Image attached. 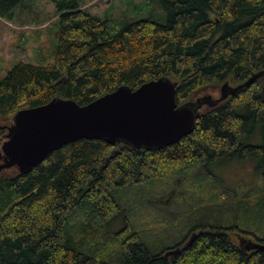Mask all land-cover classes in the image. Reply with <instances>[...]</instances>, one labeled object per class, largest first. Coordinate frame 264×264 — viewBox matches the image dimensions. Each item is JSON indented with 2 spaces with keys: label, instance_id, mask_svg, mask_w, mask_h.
<instances>
[{
  "label": "trees",
  "instance_id": "1",
  "mask_svg": "<svg viewBox=\"0 0 264 264\" xmlns=\"http://www.w3.org/2000/svg\"><path fill=\"white\" fill-rule=\"evenodd\" d=\"M52 1L61 14L55 60L17 61L0 77L2 124L56 96L87 104L168 76L183 103L264 70V0H155L161 20L146 16L145 0H131L125 17ZM37 16L30 0H0V20ZM232 158L258 159L264 180V77L202 109L195 130L164 148L80 139L26 173L2 171L0 264H264V248L247 250L240 236L264 238L220 219L234 195L201 171Z\"/></svg>",
  "mask_w": 264,
  "mask_h": 264
},
{
  "label": "water",
  "instance_id": "2",
  "mask_svg": "<svg viewBox=\"0 0 264 264\" xmlns=\"http://www.w3.org/2000/svg\"><path fill=\"white\" fill-rule=\"evenodd\" d=\"M261 77L264 70L244 83ZM178 84L161 76L136 88L120 85L87 104L56 96L45 104L22 108L10 123L0 122V129L5 132L0 140V173L13 167L26 173L64 144L80 139H103L113 145L123 143L135 148H164L195 130L201 108L218 105L244 86L227 81L218 97L205 94L179 103ZM197 236L193 233L188 243ZM240 244L247 250L264 248L263 243L243 236ZM179 251L170 249L165 254Z\"/></svg>",
  "mask_w": 264,
  "mask_h": 264
},
{
  "label": "rangeland",
  "instance_id": "3",
  "mask_svg": "<svg viewBox=\"0 0 264 264\" xmlns=\"http://www.w3.org/2000/svg\"><path fill=\"white\" fill-rule=\"evenodd\" d=\"M130 1L85 0L84 7H88L91 12L101 16L110 14L112 17H125L134 14ZM133 1L136 3L141 0ZM32 2L34 12L38 14L36 21L32 22L30 18L25 17H22L25 20H0V77L4 76L17 61L48 65L55 60L54 52L61 26V14L56 10L52 0H30L31 5ZM141 6L148 11L146 16L161 20L153 11L158 6L155 0H145ZM163 22L165 23L166 20ZM220 88L209 93L218 97ZM205 94H198L190 100ZM206 107L209 106L206 105L203 108ZM253 137H261V132L256 131ZM254 142L261 143L259 139ZM1 157L0 153V159ZM201 171L205 176L209 172L216 173L222 183L231 190L229 193L234 195L228 208L222 211L223 216L220 219L228 218L226 225L237 224L246 230L253 231L259 238H264V180L261 162L255 158H232L221 164L211 163ZM202 216H209L212 218L210 222L217 223L213 212H207ZM113 223L111 228L112 232H115L123 227L125 221L119 218ZM154 241L156 242L157 239ZM169 244H173V241Z\"/></svg>",
  "mask_w": 264,
  "mask_h": 264
},
{
  "label": "bare ground",
  "instance_id": "4",
  "mask_svg": "<svg viewBox=\"0 0 264 264\" xmlns=\"http://www.w3.org/2000/svg\"><path fill=\"white\" fill-rule=\"evenodd\" d=\"M256 73H257V72H256ZM252 75H253V74H252ZM249 79H250V78H249ZM249 79H247L246 81H248ZM254 80H257V79H254ZM254 80H252V81H254ZM246 81H245V82H246ZM252 81H251V82H252ZM249 83H250V82H249ZM249 83H244V82H243V83H242V84H244L243 88H244L245 86H247ZM228 189H229V188H228ZM214 204H215V203H214ZM176 249H178V248H176ZM179 249H180V248H179ZM180 251H181V249H180ZM180 251H179V252H180ZM175 254H176V253H175ZM172 255H173V254H172Z\"/></svg>",
  "mask_w": 264,
  "mask_h": 264
}]
</instances>
